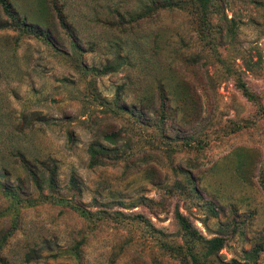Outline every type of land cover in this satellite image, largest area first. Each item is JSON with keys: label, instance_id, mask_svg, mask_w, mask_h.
Wrapping results in <instances>:
<instances>
[{"label": "rangeland", "instance_id": "374dc122", "mask_svg": "<svg viewBox=\"0 0 264 264\" xmlns=\"http://www.w3.org/2000/svg\"><path fill=\"white\" fill-rule=\"evenodd\" d=\"M209 1L202 26L189 0H9L0 264H186L175 212L222 239L204 264H264V0Z\"/></svg>", "mask_w": 264, "mask_h": 264}, {"label": "trees", "instance_id": "16d2710c", "mask_svg": "<svg viewBox=\"0 0 264 264\" xmlns=\"http://www.w3.org/2000/svg\"><path fill=\"white\" fill-rule=\"evenodd\" d=\"M192 5H194L198 12L202 15L203 23L206 24V18L209 15V0H189ZM152 5L151 7L159 9V8H168L172 4L169 2H164L162 4L150 2ZM208 20V19H207ZM23 19L19 18L16 14L15 9L13 8V5L9 2V0H0V30L4 29H12V30H20L21 27L23 28ZM60 24L65 27V24L63 20H60ZM27 32L36 34V35H42L41 33H38L35 29L27 30ZM44 37L47 36V33L43 34ZM47 38V37H46ZM48 41V40H47ZM114 67L111 65H106L103 68V73L107 71L113 70ZM237 86L240 89L242 95L250 101L257 109V112L261 113L263 115L262 107L259 105L257 98L253 96L246 88V86L238 81ZM116 134H106L103 136V139L108 142H115ZM108 153L107 148L104 146L94 143L91 144L87 149L88 154V163L87 166L89 168H94L103 165V162L101 158ZM47 173L51 174L52 169H49L46 167ZM50 170V172H49ZM49 181H52V176L48 177ZM175 221L179 227V230L181 232L182 237L184 238V241L186 243L184 247V255L187 256L188 262L186 264H204L198 256L193 252L194 246L197 242L202 243L203 249H204V256H211L214 254H217L218 251L223 246V241L221 238L218 237H211L209 239H203L201 236H199L192 228V226L184 219L182 215H180L178 212L174 213ZM170 249V248H169ZM175 251H179L178 248L175 249Z\"/></svg>", "mask_w": 264, "mask_h": 264}]
</instances>
